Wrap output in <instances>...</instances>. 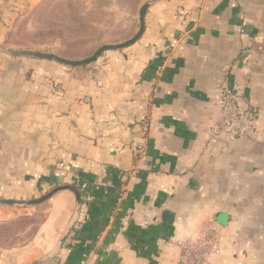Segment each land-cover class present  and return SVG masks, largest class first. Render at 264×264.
I'll return each instance as SVG.
<instances>
[{"label":"crops","instance_id":"crops-1","mask_svg":"<svg viewBox=\"0 0 264 264\" xmlns=\"http://www.w3.org/2000/svg\"><path fill=\"white\" fill-rule=\"evenodd\" d=\"M16 1L0 0V199L75 185L82 203L58 250L71 193L0 206L1 227L24 225L0 264H179L208 227L209 264H264V0L154 2L138 41L76 68L1 49ZM223 87L253 136L210 137Z\"/></svg>","mask_w":264,"mask_h":264},{"label":"rangeland","instance_id":"rangeland-1","mask_svg":"<svg viewBox=\"0 0 264 264\" xmlns=\"http://www.w3.org/2000/svg\"><path fill=\"white\" fill-rule=\"evenodd\" d=\"M6 36L8 49L84 59L134 31L132 0H17ZM22 224L0 226V236Z\"/></svg>","mask_w":264,"mask_h":264},{"label":"built area","instance_id":"built-area-1","mask_svg":"<svg viewBox=\"0 0 264 264\" xmlns=\"http://www.w3.org/2000/svg\"><path fill=\"white\" fill-rule=\"evenodd\" d=\"M176 44L177 40L171 41L172 48ZM216 99L217 119L209 128L210 137L233 141L255 134V111L249 108L241 110L232 90L227 87L221 88ZM88 201V197L83 199V202ZM219 246L220 236L218 232L213 227H208L194 241L179 245V264H209L218 253Z\"/></svg>","mask_w":264,"mask_h":264},{"label":"water","instance_id":"water-1","mask_svg":"<svg viewBox=\"0 0 264 264\" xmlns=\"http://www.w3.org/2000/svg\"><path fill=\"white\" fill-rule=\"evenodd\" d=\"M161 1V0H151L145 2L138 10V29L135 32V34L129 38L128 40L119 43V44H108V45H103L96 49L89 57L80 59L77 61H71L64 59L58 55L55 54H47V53H40V52H33V51H16V50H11V49H5L1 48L3 51L8 53L9 55L15 56V57H27V58H33V59H39V60H47V61H53L56 63H59L61 65H64L66 67L70 68H76V67H82L89 65L91 63L96 62V60L105 52L107 51H117V50H123L134 44L136 41L140 39L142 36L144 29H145V15L150 7L154 2ZM67 191L71 193L74 197L75 201V207H74V212L72 215V219L68 226L64 229L61 237L59 238L57 245H56V250H58L67 236L69 235L72 227L75 225L77 222L79 213H80V208H81V198L79 193L76 191L75 188L68 186V185H63L59 187H55L48 191L45 195L38 199L34 200H28V201H17V200H6V199H0V206H13V207H19V208H33L42 205L43 203L47 202L51 197H53L55 194Z\"/></svg>","mask_w":264,"mask_h":264},{"label":"trees","instance_id":"trees-1","mask_svg":"<svg viewBox=\"0 0 264 264\" xmlns=\"http://www.w3.org/2000/svg\"><path fill=\"white\" fill-rule=\"evenodd\" d=\"M140 3V0H132V5L134 6V12H137V7H138V4ZM133 33H134V31L126 38V40H128L129 38H131L132 36H133ZM60 57H62V58H64V59H67V60H71V61H77V60H80L79 58L81 57V56H76V55H74V56H60ZM85 58H87V57H89L88 55H87V57L86 56H84ZM92 64V63H91ZM90 65V64H89ZM75 189H76V191L79 193V195L81 196V192L78 190V187L77 186H73Z\"/></svg>","mask_w":264,"mask_h":264}]
</instances>
